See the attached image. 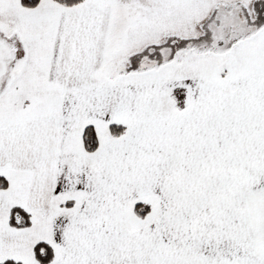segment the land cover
<instances>
[{
    "label": "snow or ice",
    "instance_id": "1",
    "mask_svg": "<svg viewBox=\"0 0 264 264\" xmlns=\"http://www.w3.org/2000/svg\"><path fill=\"white\" fill-rule=\"evenodd\" d=\"M0 264H264V0H0Z\"/></svg>",
    "mask_w": 264,
    "mask_h": 264
}]
</instances>
